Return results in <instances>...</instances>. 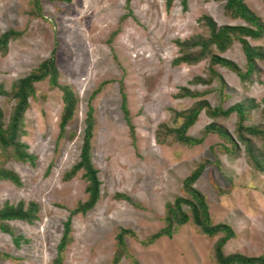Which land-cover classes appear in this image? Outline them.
Listing matches in <instances>:
<instances>
[{
  "label": "rangeland",
  "instance_id": "obj_1",
  "mask_svg": "<svg viewBox=\"0 0 264 264\" xmlns=\"http://www.w3.org/2000/svg\"><path fill=\"white\" fill-rule=\"evenodd\" d=\"M29 1L0 0V34L22 33L9 41L5 55L0 54V85L9 90L55 47L58 82L72 89L77 104L64 137L58 140L61 92L48 89L47 81L35 84L21 138L35 160L33 164L12 158L3 161L2 167L16 173L21 185L0 181V208L4 203L32 202L38 210L31 224L5 222L14 236L27 241L15 246L12 237L0 231V252L10 256L0 264H55L63 223L87 199L82 171L69 178L65 175L79 160L88 107L94 120L91 162L101 183L99 199L86 214L71 216L70 242L61 264H131L127 257L112 262L120 228L135 233L136 239L125 237L124 242L138 264H214L212 249L218 237L208 239L190 223L177 229L171 239L162 238L147 247L140 243L163 227L164 205L180 194L183 179L200 161L206 164L194 187L204 195L213 224L225 223L235 234L223 253L264 257V172L247 158L236 132L235 114L211 118L203 110L187 135L199 138L209 124L221 126L237 142L236 155L225 154L221 145L228 144L214 134L188 147L171 141L167 132L182 122L176 113L199 101L225 110L254 100L256 107L244 125L264 130V62L257 63L246 82L214 66L223 86L218 79L209 85L195 80L207 78L209 54L193 65L171 64L182 55L176 42L208 37L198 21L201 16L218 26L244 23L226 16L223 2L215 0H187L186 10L179 0L169 9L165 0H130L128 7L125 0H40V18L30 15ZM245 3L264 26V3ZM248 41L264 51V32L261 38ZM219 55L244 70L246 61L238 42ZM182 87L199 96L180 97ZM12 106L0 96L6 122ZM157 134L164 144L156 143ZM244 136L264 170V137ZM117 194L128 196L132 203L117 199Z\"/></svg>",
  "mask_w": 264,
  "mask_h": 264
},
{
  "label": "trees",
  "instance_id": "obj_2",
  "mask_svg": "<svg viewBox=\"0 0 264 264\" xmlns=\"http://www.w3.org/2000/svg\"><path fill=\"white\" fill-rule=\"evenodd\" d=\"M61 3H70L71 0H49ZM128 7L130 0H125ZM174 0H165L166 9H169ZM182 10L187 8V0H179ZM223 2L224 14L231 19L240 20L244 25H224L218 26L210 17L201 16L198 21L208 31V37L204 40H191L187 42H176L180 48L181 56L172 61L173 66L180 64L193 65L206 54H209L208 60V76L205 80L195 79L204 84H211L214 79L220 81L221 86L224 85L223 80L219 74L214 70V66L226 68L234 73L240 81L246 82L256 72V66L259 61L264 62V51L252 47L249 39L256 40L262 37L264 26L258 16L250 10L246 5L245 0H215ZM264 3V0H261ZM30 15L32 17H42L40 0H30ZM22 33L7 30L0 34V54L5 55L8 48V43L11 40L18 39ZM234 42L240 44L242 53L245 57V67L241 70L234 62L221 57L219 54L224 53ZM198 49L195 53H189L188 50ZM211 49L217 51L212 54ZM47 81L48 89H58L61 92L62 112L58 124L57 139L64 137L65 128L72 120L77 99L69 86L60 85L58 82V71L55 62V47L51 51L48 58L41 61L37 67L32 69L26 76L14 81L9 90H5L0 85V96L5 97L8 101L13 102L11 112L6 122L4 120L3 112L0 108V181H8L16 187L21 185L19 177L13 171L2 167L3 161L12 158L14 161L33 164L35 157L27 152V147L21 142V138L25 135L24 131V114L29 107V100L35 95V84ZM180 97L195 98L199 96L197 92H191L188 88H179ZM264 104V99L261 101ZM256 107L254 100H248L246 103L235 104L225 110L221 107L211 108L206 101H199L187 111L176 113L177 117L182 119L178 128L167 130L171 141L177 142L184 146L193 147L200 145L204 138L209 134L218 136L224 143L221 149L225 154L236 155L239 151L237 142L232 136L221 126L216 124H209L203 130L199 138L190 137L187 135L188 129L195 123L199 113H205L211 117H227L231 113L236 116V132L240 142L244 144V151L256 170L264 172L260 166L253 148L248 139L244 135L250 137H264V130L256 126H245L244 121L249 118V113ZM122 111L127 115L125 104H122ZM84 130L82 136V144L79 153L78 162L71 167L66 173V177H72L77 171H82L83 179L86 182L85 192L87 199L78 204V206L70 212L69 217L63 223L62 234L56 246L55 264H61L62 255L66 246L70 242V219L74 214L84 215L90 211L97 203L100 193V181L98 179V170L91 162V139L93 136L94 120L92 115V108L88 107L84 119ZM264 126V116H263ZM132 129V128H131ZM165 141L156 135V143L164 144ZM205 162H198L194 169L183 179L180 194L175 196L172 202H167L164 205L163 227L155 233L147 236L140 241L143 247L154 244L162 238L171 239L174 232L183 225L190 223L200 234L206 236L208 239L218 237L213 245L212 259L214 264H264L263 256L248 257L239 253L225 255L223 247L234 237L233 229L225 224H213L208 206L204 195L199 192L194 184L199 179L201 173L205 168ZM117 199L126 200L132 203L128 196L117 194ZM37 205L35 203L18 202L15 205L4 203L0 208V231L9 234L12 237V242L15 246L26 242L21 236H14L10 229L5 225L9 221H22L28 224L33 223L36 219ZM131 237L136 239V235L129 229L120 228L115 235V251L112 257L113 263H118L122 257L130 259L131 264H138L127 251L124 239ZM10 256L0 252V261L8 260Z\"/></svg>",
  "mask_w": 264,
  "mask_h": 264
}]
</instances>
